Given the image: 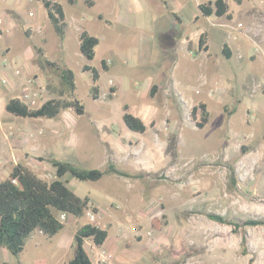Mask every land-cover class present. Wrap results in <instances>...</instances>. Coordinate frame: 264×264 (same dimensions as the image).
I'll use <instances>...</instances> for the list:
<instances>
[{
    "label": "rangeland",
    "instance_id": "obj_1",
    "mask_svg": "<svg viewBox=\"0 0 264 264\" xmlns=\"http://www.w3.org/2000/svg\"><path fill=\"white\" fill-rule=\"evenodd\" d=\"M57 1L67 17L64 51L60 49L59 39L46 19L40 0L31 3L22 0L16 7V12L27 18L29 6H33L45 40H40L37 47L31 44L40 67L34 73H26L27 67L12 56L9 58L11 72L19 70L20 75L14 80L8 79L11 72L5 73L7 78L0 77L2 92L10 88L11 82L17 81L16 91L0 95V122L13 126V130L19 133V139L14 135L11 137L13 142L23 143L25 138L34 135L33 132H39V129H32L39 121L11 115L4 108L6 101L19 97L25 81L33 78L45 88L34 106L38 108L51 97L46 85H58L57 76L44 65V58L66 66L74 73L75 94L84 106V114L78 116L66 110L54 120L112 123L117 132L128 135V140L133 143L121 145L125 151L118 154L117 163L112 162L133 177L108 174L97 182L78 181L69 176L64 178L69 189L81 197H88L90 205L99 210L101 224L108 230L106 246L116 253L123 249L142 255V264H264V226H242L234 230V227L215 223L206 217V214H218L239 225L264 219V0H242L239 5L233 0H225L230 19L211 16L203 21L208 29L209 52L215 60L225 38L224 30L232 26L238 30L232 35L233 39L239 43L246 41L252 47V59L239 63L243 73L249 76L248 83L243 85L233 81L225 92L223 104L220 100H208V93H213L214 88L201 80L202 74L198 76L200 70L197 66L194 72H185L187 57L181 52L172 57L164 46L167 41L162 39L163 34L153 35L157 39L154 49L159 52L160 60L173 62L178 69H175V79L170 78L175 80L171 90L165 86L168 82L156 80L160 89L152 99L147 95V100L155 103L159 117L143 134L129 131L122 115L124 105H128L132 114V109L140 107V98L144 99L145 93L148 94L146 84L149 81L141 76L133 81L114 79L112 72L101 70L100 61L110 58L113 64H118L119 57L111 47L112 43L116 38L117 41L127 39L128 45L120 56L128 65L136 66L140 54L138 39L145 41V33L166 14L163 1L118 0L115 14L110 17L108 13L113 12L112 7H105L101 1L91 8L82 0H75L73 6L67 0ZM101 13L107 17V23L101 21ZM78 27H83L99 41L91 61L80 54ZM176 33L173 30V34ZM154 57L158 60L157 56ZM236 60L237 56L227 63H234L237 67ZM84 65L97 69L102 75L98 82L101 92L99 90L96 100L91 95V74L82 71ZM165 68L171 67L166 63ZM3 78L8 80L7 85L1 83ZM113 84L117 91L115 96L107 90V86L114 88ZM251 101L257 105L256 109L248 108ZM200 102L206 104L210 115L209 123L203 129H197L190 117L191 108ZM43 135L44 129L41 139L45 137ZM38 142H33V147L39 149ZM6 143L0 139V181L8 176L15 163L30 168L47 182L54 178L53 168L47 161L50 157L31 154L28 146L10 151L11 147ZM82 166L101 169L95 163ZM162 215L166 223L156 229L152 220ZM66 218L65 228L71 230V219ZM81 219L85 222V213ZM122 227L126 228L123 230ZM131 227L135 228L134 232ZM120 228L123 232L118 231ZM242 238L245 239L244 245ZM86 249L90 251L88 245ZM5 250L0 247L2 263L33 264L35 256L31 247H27L18 259Z\"/></svg>",
    "mask_w": 264,
    "mask_h": 264
},
{
    "label": "crops",
    "instance_id": "obj_2",
    "mask_svg": "<svg viewBox=\"0 0 264 264\" xmlns=\"http://www.w3.org/2000/svg\"><path fill=\"white\" fill-rule=\"evenodd\" d=\"M21 1L22 0H0V77L3 76L7 78L5 73L11 72V68L9 67V58L12 56H14L17 60H20V62L27 67L26 73H34L35 69L39 67V64L37 63L38 56L36 55V52H34L33 47H37V44L40 42V40L44 39L43 35L41 34L43 27L40 19L36 16L33 6H29L30 9L27 11V18H25L22 14H18V11L16 12V7ZM26 1L27 3L32 2V0ZM87 1L91 2V6L86 3ZM100 1L105 7H112L113 12L108 13V16H114L118 0H82V3L88 8H91L96 6ZM162 1L165 6L164 9L166 10V14L162 17V19H159V21L155 22V26H152L150 30L145 33V41L138 39L140 54L137 56L136 66L128 65L123 60V56H120V52L125 50L127 47L126 45H128L129 41L127 39L119 41H117V38L116 40L113 39L114 42L112 43L111 47H113L117 52L116 55L119 57L118 64H113L110 58L101 59L100 61V65L102 61L106 62L108 70L104 72H112L114 76L112 78L114 79L120 78L119 80L123 81L128 78L133 81L141 76L140 78L145 77L146 80L149 81V84H146V89H149L148 94L145 93L146 96L144 99L140 98V107L138 109H132L133 114L131 113L143 122L146 128L145 132L153 123L156 122L157 118L159 117L158 112L155 110V103L149 102L147 100V95H149L153 85H156L160 89V86L155 82L156 80H161L164 83L168 82L165 84V86L169 87L171 90L175 84V80H170V78L175 79V69H178V66L173 62L170 63L169 61L164 62L163 60H160L159 52L154 49V44L157 42V39L155 40L153 35H160L161 33L163 34L162 39H166L167 41V44L164 46H167L165 48H167V51L171 53L172 57L178 56L179 52L187 57V63L185 62V65L188 66L184 68L185 72H194L195 66L199 68L200 72L198 76L202 74L201 80H203L205 83H208L210 87L214 88L213 93H210L211 91H209L208 100H220V104L224 103L223 99L225 92L228 88H231V83L233 81L236 80L243 85L248 83L249 76L243 73L242 69H240L241 67H239V63L243 62V60H251L253 55L250 43H247L246 41H241L239 43L233 39L232 35L237 34L238 30L236 29V26H232L229 30H224L226 40L224 38L222 41L223 43H221L222 45H220L221 50L220 53L218 52L219 57H217V60L212 57L209 52L208 29L206 25H203V21H205L204 19L208 17L202 16L199 6L203 3L213 0ZM40 2L43 6L42 0H40ZM74 2L75 0H72V2L67 0V3H69L71 6H73ZM64 15L66 32L67 17L65 12ZM99 17H102L101 21H105V23H107L108 20L105 19L107 17H105L103 13L99 14ZM79 18H81V16ZM46 19L48 20L47 16ZM124 22L127 23L126 19ZM81 29L84 28L78 27V37ZM173 30L177 32L175 35L173 34ZM202 33L207 35L206 45L208 50L206 52L199 47L198 43ZM64 39L59 40V43L61 44V51H64ZM119 43L120 45H118ZM31 44H34V46H31ZM223 44L228 46L227 53L230 55V59L228 60H226L222 55ZM77 45L79 48L78 39ZM154 56H157L158 60ZM236 56V62L238 64L237 67L234 65V63L233 65L227 63L232 61V59H234ZM166 63H168L171 68H165ZM99 76L100 81L102 75L99 73ZM14 77V73L11 72V75L8 77V79L12 80ZM176 84H178V82H176ZM113 87L115 90L113 95L115 96L117 91L114 84ZM1 90L2 88H0L1 96L13 93L17 90V81H14V83L11 82L10 88L8 90H3L4 92ZM99 90L101 92L100 87ZM107 90L111 91V88L109 89V86H107ZM178 96L180 95L178 94ZM248 105L249 107H247H252L251 109H256L257 107L253 101H251ZM36 121L39 122H35L36 124H33L34 128L32 129H39L41 132H33L35 136L32 135L30 138H25V142L23 143L19 141L13 142V138H11L13 135V137L19 139L18 131H14L13 126H8V124L0 122V139L3 138V140L7 142L6 144L8 147H11L10 151L12 149L18 150L28 146L30 147L31 154L39 153L41 156L50 157L49 159L54 158L61 161L71 162L80 167H83L82 164L95 163L99 164L101 169L105 168L108 162L117 163L116 158H118V154L124 150L121 145L133 144L130 142L131 139L128 140V135H123V133L119 130L117 132L112 123L98 121L61 122L47 119L45 122H42L41 119H36ZM43 129V136L45 137L41 139L40 135L42 134ZM37 140L39 141V149L33 147V142ZM88 169H92V167ZM52 173L54 174V169ZM68 187L70 188L69 184ZM99 214L100 213H98V216L100 217ZM67 217L71 219V226H73L71 230H66L65 227L67 225V220H65L63 223V229L51 238H47L41 232L35 231L26 240L24 250L19 255V258L27 247H31L35 256V258H33V264H67V262L74 256L73 239L75 231L77 228L86 223L85 219V222H83V219H77L73 216ZM123 230L120 228L118 231L123 232ZM107 241L101 248H96L91 240L85 241V250L89 254L93 264H96L97 253L102 252L103 249L104 251L112 254L113 264H142V255H136V253L128 252L123 249L116 253L111 251L106 246ZM86 245H88L90 251L86 249ZM5 251L7 253L8 250ZM0 264L4 263L1 262Z\"/></svg>",
    "mask_w": 264,
    "mask_h": 264
},
{
    "label": "trees",
    "instance_id": "obj_3",
    "mask_svg": "<svg viewBox=\"0 0 264 264\" xmlns=\"http://www.w3.org/2000/svg\"><path fill=\"white\" fill-rule=\"evenodd\" d=\"M70 1L72 2V0ZM233 1L237 5L242 2V0ZM42 3L54 33L59 40H63L66 24L62 5L57 0H42ZM86 3L91 6L90 1ZM199 9L204 17L231 18L225 0L208 1L201 4ZM78 40L80 54L84 59L91 61L95 55L94 48L99 43L98 39L90 35L85 29H81ZM198 43L205 52L208 50L204 33L200 35ZM227 48L228 46L223 44L222 55L226 60L230 59ZM39 53L43 57L41 50ZM43 61L44 65L52 70L58 78L57 86L50 83L46 85V91L51 97L38 108H30L20 98L12 97L6 101L5 110L19 119L54 120L66 110H71L78 116L83 115L84 106L75 94L76 84L73 71L45 58ZM101 70H108L104 61L101 62ZM82 71L91 74L93 83L91 95L94 100L98 99L99 71L88 65H84ZM157 89L156 85L152 86L149 92L151 98L155 97ZM114 92L115 90L111 88V93ZM190 117L197 129H203L209 123L210 117L206 104L200 102L193 106L190 110ZM122 121L131 132L143 134L146 130L143 122L129 112L127 105L123 107ZM37 159L45 161L44 158ZM47 161L54 169V178L50 182L41 179L30 168L20 163L15 164L8 176L0 181V247L6 248L15 259H18L24 250L26 240L35 231H40L47 238H51L63 229V223L58 220L59 213H65L67 216H73L77 219L83 218L88 209L98 214L99 210L90 205L88 197L81 198L66 186L67 183L64 179L66 176L78 181L89 182H97L108 174L125 178L133 177L119 170L112 162H108L106 168L102 170L87 169L54 158ZM206 217L215 223L234 227V230H238L242 226H264V219L249 220L239 225L218 214H206ZM163 223H166L164 215L152 220V225L156 229L161 228ZM107 238V229L90 223L83 224L75 231L73 239L74 256L67 264H93L85 250V241L91 240L96 248H101L105 245ZM244 243L245 239L242 238V245Z\"/></svg>",
    "mask_w": 264,
    "mask_h": 264
},
{
    "label": "built area",
    "instance_id": "obj_4",
    "mask_svg": "<svg viewBox=\"0 0 264 264\" xmlns=\"http://www.w3.org/2000/svg\"><path fill=\"white\" fill-rule=\"evenodd\" d=\"M237 27H240V26H237ZM13 73L15 76L20 75L19 70H15L13 71ZM1 83L3 85H7L8 80L3 78L1 79ZM44 91H45V88L41 85H38L35 79L29 78L23 84L19 98L23 103H25L30 108H35L34 106L38 103L41 95L44 94ZM66 217L67 215L65 213L58 214V220L60 222H64L66 220ZM85 219L87 220V223H90L92 225H97L102 228L100 217L98 216V214L93 213L91 209H88L85 212ZM130 230L134 232L135 228L131 227ZM96 264H113L112 254L104 250L102 252H98L96 256Z\"/></svg>",
    "mask_w": 264,
    "mask_h": 264
}]
</instances>
